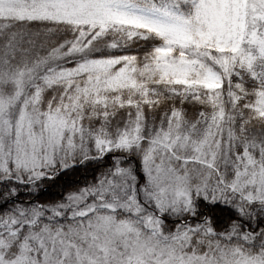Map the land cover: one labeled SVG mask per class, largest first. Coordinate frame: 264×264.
I'll return each instance as SVG.
<instances>
[{
  "label": "snow or ice",
  "instance_id": "1",
  "mask_svg": "<svg viewBox=\"0 0 264 264\" xmlns=\"http://www.w3.org/2000/svg\"><path fill=\"white\" fill-rule=\"evenodd\" d=\"M0 264H264V0H0Z\"/></svg>",
  "mask_w": 264,
  "mask_h": 264
},
{
  "label": "trees",
  "instance_id": "2",
  "mask_svg": "<svg viewBox=\"0 0 264 264\" xmlns=\"http://www.w3.org/2000/svg\"><path fill=\"white\" fill-rule=\"evenodd\" d=\"M102 167L95 162L90 163L88 166H82L70 171L66 176H61L53 184H48L45 187L41 199L49 201L58 199L59 196L68 191L75 190L76 187L89 183L93 176L98 175Z\"/></svg>",
  "mask_w": 264,
  "mask_h": 264
}]
</instances>
